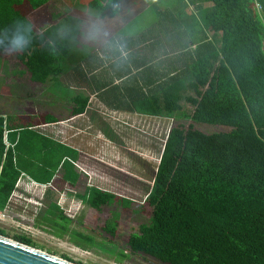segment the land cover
<instances>
[{
  "label": "trees",
  "instance_id": "1",
  "mask_svg": "<svg viewBox=\"0 0 264 264\" xmlns=\"http://www.w3.org/2000/svg\"><path fill=\"white\" fill-rule=\"evenodd\" d=\"M120 3L79 1L82 8L103 13ZM177 3L169 25L183 41L177 58L180 66L174 61L167 72L159 73L153 64L136 61L141 74L125 84L128 90L114 86L115 99H104L115 109L193 122L188 128L179 124L169 130L153 187L139 211L149 223L124 238L131 254L164 264H264V0ZM51 5V0H0V40H4L0 53H6L4 29L18 21L30 44L26 54L12 56L36 84L59 83L66 72L67 43L74 37L68 29L62 33L64 27L50 12ZM193 6L196 12L188 13ZM97 87L106 93L108 83L99 82ZM88 99L77 95L73 116L86 112ZM57 122L53 115L42 119L31 113L0 115V213L22 176L17 147L7 148L5 133L12 145L11 133L30 129V178L49 186L57 182L54 177L61 166L71 165L64 160L68 156L74 161L70 155L75 152L33 128ZM195 123L231 130L206 133ZM81 200L98 213L108 206L125 211L133 206V201L97 187L88 188ZM46 215L56 219L52 222L56 231L68 232L72 221L59 204L52 203ZM120 219L121 214L114 213L104 229L114 253L118 248L114 239L122 234ZM0 235L9 237L3 230ZM72 236L78 246L97 244L89 235L73 232ZM14 239L39 249L25 236ZM118 254L130 257L125 249Z\"/></svg>",
  "mask_w": 264,
  "mask_h": 264
},
{
  "label": "rangeland",
  "instance_id": "2",
  "mask_svg": "<svg viewBox=\"0 0 264 264\" xmlns=\"http://www.w3.org/2000/svg\"><path fill=\"white\" fill-rule=\"evenodd\" d=\"M51 1L50 12L55 15L71 11L79 2ZM177 4V0H121L118 8L107 13L77 8L80 14H84L74 18L78 20L77 26H69L68 34H74V37L67 43L66 72L61 76L65 82L57 83L65 85L68 79L75 92L64 86L48 94L44 91L46 85L30 84L25 67L14 56L0 53V77H24L11 85L0 83V98L10 100L13 97L21 104L30 103L28 115L31 113L40 119L47 115L55 116L59 122L35 128L84 153L69 154L76 161L80 159L78 168L83 175L80 186L75 189L79 175L69 164L64 169L61 166L59 172L68 171L66 183H72L73 188L66 187L63 171L50 188L35 186L31 181L29 186H25L22 181L6 210L0 213V230L7 233V238L16 241L14 236H25L37 245L38 250L68 261L64 258L66 255L73 264H164L142 254H131L124 235L138 233L141 225L149 223L139 211L152 187L169 130L179 124L188 128L193 122L130 113L109 106L104 99L112 102L116 95L114 86L120 85L126 90L125 84L141 74L136 61L153 64L159 73L167 72L174 61L178 64L176 67L180 66L177 58L183 51V41L177 35L178 31L169 25L176 16ZM194 12L195 6L188 11ZM93 24L97 26L99 35L89 38L88 30ZM120 69H126L129 74L120 78ZM69 77H82L84 81ZM99 82L108 83L106 93L97 87ZM78 85L85 86L82 95L89 98V103L86 113L73 116L75 105L70 103V98L81 94L79 89L76 90ZM124 94L128 95L126 91ZM15 99L12 101L16 102ZM195 127L206 133L231 130L196 123ZM58 160L59 156L54 162ZM90 187L129 199L133 206L127 211L119 206H108L98 213L81 200ZM52 203L59 204L66 218L72 221L68 232L61 233L52 226L56 219L46 215ZM114 213L121 214L122 232L118 239H114L118 247L116 253L109 243V234L104 232ZM73 232L92 236L97 244L91 246L80 242L78 246ZM124 249L130 257H120L118 253Z\"/></svg>",
  "mask_w": 264,
  "mask_h": 264
},
{
  "label": "crops",
  "instance_id": "3",
  "mask_svg": "<svg viewBox=\"0 0 264 264\" xmlns=\"http://www.w3.org/2000/svg\"><path fill=\"white\" fill-rule=\"evenodd\" d=\"M77 8H80V9L82 8L79 5V2H78V5L77 6H73V8H72L71 11H69V12H67L65 14L64 13L63 14H58V21L57 22H60V24H62L63 27H64V30H62V33H64L67 29H69V26H71L73 24H76V26H77L78 20L75 21L74 18L80 17L81 15L84 14V13L80 14L81 12H79ZM0 60H1V58H0ZM119 71H120V73L122 75L120 77H126V75L129 74V72H127L126 69H123V70L120 69ZM21 78H24V77H5V79H3L2 77H0V83H2V84L5 83L6 85H11L15 81H19ZM27 78H28V81L30 82V84L33 85V86H36L37 85V86L43 87V85H46V90L44 89V91H46L48 94H51L55 90H58L59 87H64V86L70 87V89L73 92H75L74 89H73V87H71L69 85L68 82H70V80H68V79H66L68 82H66L65 85H59L57 83L51 85L50 83L49 84H36V83H34L31 80V77H27ZM69 78H72L75 81H76L77 78L80 79L81 81H84L82 79V77H69ZM60 82H65L64 77L61 78V80L59 81V83ZM86 83H87V86H90L88 82H86ZM0 87H2V86L0 85ZM4 87H3V89H4ZM84 87L85 86H83V85L76 86V90L79 89L80 90L79 92L81 94H75L74 96H72L70 98V103H73V100L77 97V95H80V96L82 95L83 91H85ZM93 87H94V85H93ZM94 90H96V89H94ZM1 91H3V90H1ZM79 92H77V93H79ZM12 99H15V98L12 97L10 100L9 99L8 100H3V99L0 98V115H2L4 117L9 116V115H13V116H16V115H20V116L21 115H23V116H30V115H28L29 112H30L29 111V109H30V103H26V105H24V104H21V102L17 101V99H15L16 102L15 101L13 102ZM30 100H32V99L30 98ZM4 109H6V110H4ZM73 109H74V107H73ZM134 114H137V113H134ZM138 115H140V114H138ZM33 131H35L37 133H41V134L49 137L50 139L56 141L57 143H60V144H62L64 146H66V147L74 150L75 155H82V154H84V153H82V151L79 148H77V147H75V146H73V145H71L69 143L63 142V141L59 140L58 138H55V137L50 136V135H47L46 133L41 132L40 130H37V128H33ZM7 134H8V132L5 133V144H6V146H7V143L9 144V146H7V148H9V147L15 148V146L17 147L16 148V155H17V158H18L19 168L22 171V176H21L20 180L17 183V187H18V184H19L20 181H23L24 184H25V186H26V184H27V186H29V182L31 181V182H33L35 184V186H38V187H43V188H50V187H52L53 184H49V186H42V184H38V183H36L35 181H33L30 178V162H31V159H30V129L28 131L17 130L15 132L11 133V143H12V145L7 140ZM6 141H7V143H6ZM162 152H163V150H162ZM162 152H161V154H162ZM160 158H161V156H160ZM65 161L69 162L71 164L72 168H74L75 171L79 175L78 182H77V186L74 187V189H75L78 186H80L81 181L83 180L82 172H80V170L78 168V162L80 161V159H79V161H76V160L73 161L71 158H69L68 156H66V159L64 160V162ZM159 162H160V160H159ZM51 169L54 170L53 168H51ZM59 169L56 172V176L54 177V180H57V177H59L60 172L63 171V170H61L59 172ZM68 175H69V173H68L67 170L65 172L63 171V176H62L63 177V180L65 179V180L68 181V179H66L68 177ZM76 179H77V176H76ZM17 187H16V189H17ZM66 187L67 188H73L72 187V183H70V184H67L66 183ZM152 187H153V184H152Z\"/></svg>",
  "mask_w": 264,
  "mask_h": 264
},
{
  "label": "water",
  "instance_id": "4",
  "mask_svg": "<svg viewBox=\"0 0 264 264\" xmlns=\"http://www.w3.org/2000/svg\"><path fill=\"white\" fill-rule=\"evenodd\" d=\"M160 163V162H159ZM158 169L156 170L157 174ZM0 264H73L0 235Z\"/></svg>",
  "mask_w": 264,
  "mask_h": 264
},
{
  "label": "clouds",
  "instance_id": "5",
  "mask_svg": "<svg viewBox=\"0 0 264 264\" xmlns=\"http://www.w3.org/2000/svg\"><path fill=\"white\" fill-rule=\"evenodd\" d=\"M7 33V46L4 51L8 55L27 53V49L30 44V39L26 32L21 28L18 21H13L11 26L4 29ZM99 35V30L95 24L91 25L88 30L89 38H96ZM4 40H0V44H3Z\"/></svg>",
  "mask_w": 264,
  "mask_h": 264
},
{
  "label": "built area",
  "instance_id": "6",
  "mask_svg": "<svg viewBox=\"0 0 264 264\" xmlns=\"http://www.w3.org/2000/svg\"><path fill=\"white\" fill-rule=\"evenodd\" d=\"M6 143H7V141H6ZM7 146H9V144L7 143Z\"/></svg>",
  "mask_w": 264,
  "mask_h": 264
}]
</instances>
